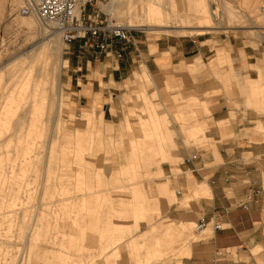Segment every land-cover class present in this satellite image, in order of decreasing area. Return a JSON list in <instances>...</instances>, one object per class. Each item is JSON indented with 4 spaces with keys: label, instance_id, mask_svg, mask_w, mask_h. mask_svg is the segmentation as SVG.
I'll return each mask as SVG.
<instances>
[{
    "label": "rangeland",
    "instance_id": "374dc122",
    "mask_svg": "<svg viewBox=\"0 0 264 264\" xmlns=\"http://www.w3.org/2000/svg\"><path fill=\"white\" fill-rule=\"evenodd\" d=\"M120 1L126 5L129 0ZM151 1L152 4L155 1L163 4L165 0ZM206 2L212 7L213 19L209 22V30L201 34L196 32L198 27L185 28L189 31L176 30L180 27L144 29L138 27L135 18L113 13L117 21L127 23L124 25L133 30L135 38L146 43L164 38L210 39L206 43L217 52L214 44L218 42L228 48V54L218 60L223 66L230 64L231 44L246 45L248 53L256 50L262 60L258 73L264 75V14H260L264 0ZM22 5L23 0H0V264H67V255L70 264H77L74 261L79 255L101 250L98 232L88 229L86 239L74 238L86 230V211L91 204L88 202L107 196L100 188L101 176L109 180L118 173L123 162L121 154L125 151L122 148L108 153L101 151L97 132L101 130L106 143L127 139L133 133L138 135V119L146 114L143 93L151 98L157 113L169 117L167 127L172 132V139L167 150L171 156L163 163L162 176L153 175L154 179L138 185L150 193L151 199L147 202L150 216L139 219L137 230L116 249V264H138L139 256L149 259L145 264H166L172 256L178 257L177 248L167 246L164 253L156 257L152 252L155 247L148 252L146 247L131 245V240L140 239L142 232L154 225L161 229L176 223L168 219V214L169 208L180 201L178 192H183V187L179 183L181 180L188 182L192 177L196 180V176L180 169L179 164L184 158L172 155L180 147L181 138L186 144L191 139L200 145L213 144V140L206 138L207 126L193 135L186 133L182 122H188V119L179 120L177 112L188 109L184 105L189 99L171 96L168 101H159L155 90L152 96L149 94L152 85L150 77L145 74L136 75L127 86L132 94L110 96V100L119 106L118 110H113V115L104 114L102 102L106 99L99 94L92 106L85 99L75 97L67 89L66 78L78 59L79 42L66 45L49 25L37 17L21 15L18 10ZM116 5L118 1L112 0L108 11ZM136 6L138 8V4ZM162 10V13H154L153 22L148 23L150 28L170 22L171 15L164 8ZM236 15L242 18L236 21ZM228 18H231L230 23ZM40 51L43 52L39 54ZM97 66L99 60L94 68ZM199 71L198 67L191 73ZM35 78L41 81L40 85L33 84ZM261 79L264 83V78ZM220 80L228 89L230 74L225 73ZM167 90L170 92L172 88L167 86ZM248 106L264 117V108L257 103L250 102ZM205 112L200 109L198 114ZM86 113L95 114L97 126L85 125ZM126 119L133 128L124 125ZM256 124L260 122L256 121ZM259 127L264 131L262 126ZM167 182L176 195L173 200H167V195L160 190V186ZM110 193L116 205L122 198L125 202L130 200L128 189H112ZM112 222L129 228L134 226L135 219L114 216ZM194 227L195 223H192L183 231L184 243L209 237L212 231L210 225L200 236ZM72 240H76L78 246H72ZM80 241H84L85 246L80 247ZM114 251L108 252L112 254ZM254 256L256 261L251 264H264V245L254 251ZM103 258L98 260L101 264Z\"/></svg>",
    "mask_w": 264,
    "mask_h": 264
},
{
    "label": "crops",
    "instance_id": "0c3cea01",
    "mask_svg": "<svg viewBox=\"0 0 264 264\" xmlns=\"http://www.w3.org/2000/svg\"><path fill=\"white\" fill-rule=\"evenodd\" d=\"M111 1L104 7L106 11L110 10ZM113 1H118V5L114 9L112 7L109 13L135 18L138 27L144 29L180 27L176 30L189 31L185 28L198 27L196 32L201 34L209 30V22L213 19L212 7L206 0H165L163 4L156 1L152 4L151 0H129L126 5L120 0ZM162 8L171 15L170 22L150 28L147 23L153 22L154 13H162ZM260 14H264V8L260 9ZM240 17L236 15V21ZM227 20L230 23L231 18ZM135 40V46L113 41L109 52L100 56L89 49H81L79 42L76 50L78 59L66 78L67 89L91 106L96 104V96L101 95L106 99L102 102L104 114L113 115V110H118L119 106L110 100V96L132 94L127 86L136 75L145 74L150 77L152 85L149 94L152 96L155 90L159 101H168L171 96L188 98V104L184 105L188 109L177 112L179 120L188 119V122L181 121L184 131L193 135L206 125V138L214 143L200 145L197 140L191 139L186 144L185 139H180V147L172 156L185 159L198 153L196 160L179 164L183 172L195 168L191 172L197 181L193 177L188 182L180 181L179 185L183 187V192H178L180 201L169 208L168 214V219L176 223L161 229L154 225L142 232L140 239H132L131 245L146 247L148 252L155 247L152 252L156 257L164 253L167 246L177 248L178 257L172 256L166 264L254 263V251L264 245V131L259 129V126L264 128V117L254 112L248 103L255 102L264 108V83L261 79L264 75L260 76L257 69L262 60L256 50L248 53V46L231 44L230 64L220 65L218 60L228 54V48L216 42V52L206 43L210 39L164 38L152 43ZM121 50L123 53L119 56ZM96 59L99 66L94 68ZM198 67L200 71L192 74L191 71ZM225 73L230 74L228 89L220 80ZM167 86L172 91L169 92ZM143 98L146 114L138 119V135L133 133L127 139L106 143L98 129L97 140L101 142V151L108 153L122 148L125 152L121 154L123 162L118 173L109 180L101 176L100 188L107 196L88 202L94 205L89 204L90 208L86 211V230L74 238L86 239L88 229L98 232L101 250L79 255L74 261L77 264H101L98 260L103 256V264H116V249L137 230L139 219L150 216L151 209L147 206L150 193L138 185L145 180L151 181L153 175L162 176L164 173L163 163L171 156L167 144L172 139V132L167 127L169 117L157 113L151 98L145 93ZM200 109L208 113L198 114ZM95 119V114L86 113L85 125L97 126ZM124 125L128 129L133 128L128 119ZM112 189H128L130 200L125 202L122 198L116 205L110 193ZM160 190L167 195V200L176 198L168 182L161 185ZM248 196H252L253 200L249 209H244L241 203ZM183 202L187 204L182 205ZM226 207H230V213L225 218V229L212 228L209 237L184 243L183 231L189 229L192 223L196 224L200 217L211 219L217 210ZM114 216H131L135 219L134 226L124 228L119 223H113ZM75 241L72 240V246H78ZM177 243H180L179 246ZM79 246H85L84 241H80ZM111 249L115 251L109 254ZM67 258V264H70L68 255ZM148 260L139 256L138 264H145Z\"/></svg>",
    "mask_w": 264,
    "mask_h": 264
},
{
    "label": "built area",
    "instance_id": "2783aa9c",
    "mask_svg": "<svg viewBox=\"0 0 264 264\" xmlns=\"http://www.w3.org/2000/svg\"><path fill=\"white\" fill-rule=\"evenodd\" d=\"M108 3L109 0H23L18 12L24 16L37 17L49 25L60 34L66 45L70 46L78 41L81 49H89L94 55L100 56L109 52L113 41L136 45L133 30L120 24L104 9ZM122 51L118 52L119 56H122ZM197 158L198 153H194L182 163L186 164ZM191 171H195V168ZM252 200L253 197L248 196L241 206L249 209ZM229 213L230 207H226L217 210L211 219L200 217L196 221L195 232L202 236L210 225L216 230L225 229V218Z\"/></svg>",
    "mask_w": 264,
    "mask_h": 264
},
{
    "label": "bare ground",
    "instance_id": "6f19581e",
    "mask_svg": "<svg viewBox=\"0 0 264 264\" xmlns=\"http://www.w3.org/2000/svg\"><path fill=\"white\" fill-rule=\"evenodd\" d=\"M143 6H144V5H143ZM142 11H143V8H142ZM111 14H112V13H111ZM112 15H113V14H112ZM113 17H114V15H113ZM118 22H119L120 24H122V25L127 24V23H124V22L119 21V20H118ZM42 23H43V22H42ZM44 24H45V23H44ZM147 24H148V23H147ZM147 24H146V27H147ZM45 25H47V24H45ZM43 48H44V46H43ZM47 48H48V47H47ZM44 49H45V48H44ZM41 52H43V51H40L39 54H40ZM39 54H37L36 57H37ZM43 54H44V53H43ZM34 57H35V56H34ZM32 59H34V58H32ZM32 61H33V60H32ZM38 78H39V77H38ZM38 78H35L34 81H33V82H34L33 84H34L35 86H38V85H40L39 83H41V81H40ZM43 82H44V80H43ZM42 84H43V83H42ZM208 228H209V226H208ZM208 228H207V229H208ZM212 228H213V227H212Z\"/></svg>",
    "mask_w": 264,
    "mask_h": 264
}]
</instances>
